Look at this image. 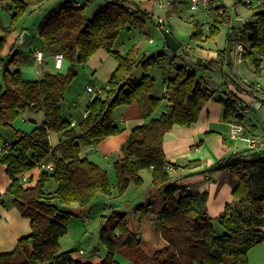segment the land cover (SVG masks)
<instances>
[{
    "label": "trees",
    "instance_id": "obj_1",
    "mask_svg": "<svg viewBox=\"0 0 264 264\" xmlns=\"http://www.w3.org/2000/svg\"><path fill=\"white\" fill-rule=\"evenodd\" d=\"M45 1L0 0V5L14 9L15 18L31 5L41 6ZM78 2L62 0L57 9L45 16L38 31L41 48L47 54L63 53L70 61L66 73H45L37 80H25L18 65L27 59L14 43L8 66L15 64L16 68L6 66L0 79V145L8 141L2 139L1 129L13 127L21 114L30 109H39L45 114L42 124H34L29 131L16 130L17 137L10 141L8 152L0 151V163L5 165L11 179L6 192L14 197L15 206L30 219L32 227V232L20 238L14 250L0 253V264H121L116 258L118 253L135 264H250V250L264 241V149L245 148L221 160L222 169L231 174L237 205L226 204L217 218L208 213V191L192 193L191 189H180L172 182L168 168L172 165L164 151L165 135L175 125L196 124L201 110L211 100L222 102L225 121L241 118L237 113V98L231 93L227 97L218 96L217 90L209 88L204 77L198 74L202 69L218 72L226 85L245 90L232 75V61L228 62L227 70L221 67L226 50L220 51L217 59L204 61L194 57L192 64L175 62L183 56L175 53L170 65L176 73L166 80L164 96L168 112L134 127L121 147V158L114 163L119 196L127 192L131 182L137 187L143 185V170L151 172L153 186L163 195L155 219L166 245L149 256L141 248V236L129 229L127 213L112 206L113 210L102 217L100 238L107 253L101 262H84L76 259L73 251L61 250L60 239L68 232L65 206L77 203L88 207L97 194L112 196L114 193L109 172L82 156V146H95L122 131L113 115L118 107L136 102L143 117L149 119L163 101L153 95L156 81L149 74L156 54L142 61L145 72L138 79L135 78L138 50L130 49L122 54L115 48L119 36L143 24L150 13L134 0H108L102 10L88 18L86 4L76 5ZM227 22V17H219L211 32L205 35L201 23L195 20L191 38L196 42L207 41ZM0 28L4 30L0 35L2 60L8 37L15 28L13 24L3 25L1 17ZM227 38L236 40V34L228 32ZM240 41L244 45L242 58L254 64L255 71L264 69V7L252 10V18L241 28ZM99 49L107 50L119 65L104 92L87 105L86 117L75 129L63 114L62 101L78 75V63H87ZM51 132L64 135L56 146L51 145ZM47 158L52 159L54 171L42 172L34 186L24 185L21 174ZM198 164L200 160H194L186 167ZM52 180L57 187L48 190Z\"/></svg>",
    "mask_w": 264,
    "mask_h": 264
},
{
    "label": "crops",
    "instance_id": "obj_2",
    "mask_svg": "<svg viewBox=\"0 0 264 264\" xmlns=\"http://www.w3.org/2000/svg\"><path fill=\"white\" fill-rule=\"evenodd\" d=\"M78 1H81L82 3V0H77V2ZM139 5L142 9L149 11L151 6L153 7V0L142 2ZM137 27L138 26H135L133 28L135 29ZM163 27L165 26H162V28ZM168 29L170 30V28ZM9 37L3 54H9V52L11 53L13 50L12 46L14 45L13 40L15 35L11 33ZM16 38L18 39V37ZM150 39L152 38H149L148 44L155 43L154 38L153 42H150ZM122 43L123 42H121V45ZM180 45H182L181 42ZM202 45L203 46L197 45L196 47L192 45L193 49L184 52L183 56L177 57L175 62L181 60L183 63L192 64V62L196 60L194 57L201 58L204 61L217 59L220 55V51H222L208 48L205 43H202ZM118 46L119 42L117 41L115 48L122 54H126L130 50L128 49L125 51L122 47L124 50L121 51ZM141 47L142 46H137V44L132 47V49L138 50V64L135 71V78L138 79H140L145 72L142 61L148 57V54L143 52L144 50L142 51ZM164 48L171 50L167 47L165 40ZM33 50L34 49H32V51ZM187 53H189V55H187ZM25 58L27 57L25 56ZM173 58V55H169L166 63L155 60L154 64L149 67V74L152 75L156 81L153 95L157 98L163 99L159 108L149 119L143 117L140 106L136 102L130 105L120 106L115 109L113 115L116 123L123 128L122 131L116 135H111L105 138L95 146H82L81 155L88 157L90 160L104 167L109 172L111 182L116 179V175L113 170L114 163L121 158V147L129 138L132 129L136 126L148 123L151 118H159L163 113L168 112V102L164 99V96L167 89L166 80L173 77L176 73L175 68L170 65ZM230 61L231 60L228 58L227 52H225V58H223V64L221 65L222 69H226L228 67V62ZM118 65V60L112 54L105 49H99L92 57L89 58L85 66L83 65L82 70H79L78 67H76L78 77L84 75L85 77L90 76L92 79V81L87 82L85 92H89L87 90L88 85H94L97 88L103 86L105 87ZM63 68L64 65L60 70L63 71ZM232 68L234 71V66H232ZM203 77L209 85H217L218 90L226 94L225 97L228 96V93H231L233 97L237 98L239 103L250 104L252 108H259L264 102L262 93L259 92V94L256 95L253 91H251V85L247 86L242 80H240L242 83L241 86L242 88L244 87L245 90H240L232 84L226 85L224 79L220 76V74H218V72L207 71V73L203 74ZM220 78L222 79V82L220 81ZM237 78H239V76ZM101 84L102 86H100ZM66 92L65 94L67 95ZM95 96L96 95L89 98L83 112L79 111L80 106L76 100L70 101V96H66L67 98L64 97L62 101L63 114L66 118L71 120V122L76 121V125H71L72 127L76 129L78 124L86 117L87 105ZM65 100H67L68 103L65 102ZM247 111L244 114L248 113ZM224 112L225 109L222 102L211 100L207 102L201 110L199 121L196 124L192 126L175 125L165 135L164 139V151L168 161L172 165L169 169L172 176V182L178 185L180 189L191 187L190 192L192 193L208 191V213L213 218H217L221 214L226 204L230 203L234 206L237 205L233 196V185L231 183L230 176L226 173L227 171L223 169H216V165L213 166V163L218 164L228 155L246 148L245 145L242 147L239 146V143H237L239 141H236V144L233 145L235 142H232L233 140L229 139V122L225 121ZM244 114L240 119L244 123L246 122L248 124V122L245 121L246 118ZM22 115L23 121H27L29 118L32 119L35 124H42L45 120V114L39 109L27 110ZM69 115L71 116L69 117ZM250 133L254 134L252 130ZM63 138V133H50L52 146H56L61 140H63ZM209 156L211 158H209ZM194 160H200V164L186 167L188 163ZM48 165H53L51 158H47L43 163L32 170L24 172V174L28 177V181L24 184L26 186L36 185L42 172L50 171L46 167ZM0 166H2L0 167V195L4 200V205L0 212V253H4L14 250L19 239L28 236L32 232V227L30 219L25 217L15 206L14 197L10 195V198L7 199L8 193L6 191L11 183V179L7 174V171L4 173V170H6L5 165L0 164ZM149 174H151L150 171ZM150 176L152 184V175ZM147 190V187L146 189H139L135 187V185L131 184L123 196L113 198L109 212L113 210L112 206H116L117 210L123 211L121 207L123 204H131V201L140 199L139 204H135L136 206L133 213L129 217L128 227L133 233H138V235L141 236L142 250H144L149 256H154L159 249L166 245V243L162 241L161 232L155 219L157 212L162 205L163 195L161 191L153 186V184L151 185V190L149 191L150 193H148ZM140 204L142 207L138 208V205ZM252 250L249 252L250 260L253 257L252 254H254L256 259L258 256H261L260 252ZM106 253L100 254L99 251H95L92 254H86L84 250L80 249L77 253L73 252L72 254L78 260L99 263L104 259Z\"/></svg>",
    "mask_w": 264,
    "mask_h": 264
},
{
    "label": "rangeland",
    "instance_id": "obj_3",
    "mask_svg": "<svg viewBox=\"0 0 264 264\" xmlns=\"http://www.w3.org/2000/svg\"><path fill=\"white\" fill-rule=\"evenodd\" d=\"M83 1L86 4V15L88 16V18H92L96 12L102 10L105 7V4L108 0H82V2ZM134 1L141 4L142 2L148 0ZM165 1L166 5L164 7H159L153 0V7L151 6V9L149 10L150 12L148 11L150 13V16L146 18L145 22L135 29L133 28L131 30L123 32L121 36H119L117 41L119 42L118 47L121 51L124 49L125 51L128 49H132V47L137 44V46H142L141 50H144L143 52L147 53L148 56L156 54L157 61L166 63L167 57L169 55L174 56L175 52L164 48V37L160 29L158 28L159 18L161 17L166 20L167 27L170 28V30L182 43V45H184V43L186 42H190L193 46L196 47L197 45L203 46L202 43H205L208 48H211L213 50H226L228 58L232 61L234 66V73H232V75L235 76L238 82L241 83L240 80L244 81L247 86L259 83L262 88L259 92L262 93V96L264 97V69L255 71L254 64H251L250 62L244 60V58L242 57L237 58L234 52L238 42L233 39L228 40L227 38V33L230 31L231 26H236V28L239 27L238 23L236 22L239 15L244 17L246 20H250L252 18V11L250 9L246 8L244 5H239L238 7L233 5V3L237 0H227L226 2L229 7L228 13L231 17L229 23L223 25L216 36L209 37L207 41L204 42H196V40L191 38V34L193 32V21L197 20L200 23H204V14L201 11L193 13L190 10L188 0H178L180 1L179 5L172 7L168 6L167 0ZM60 4H62V0H47L43 2L41 6L31 5L27 11L17 15V17L15 18H13L14 9H6L5 7L0 5V17L3 25L9 27L13 24L15 28L12 32V34L15 35L13 42L15 43L16 47L22 52V55L24 54L27 57V60L20 62L18 65L21 71V75L25 80L32 81L37 80L41 77V73H39L38 67L33 60L32 49L35 50L37 48H41V41L38 37L39 26L45 16L49 14L50 10L57 9ZM24 33H28L29 35L26 37L25 41L18 46L17 41L20 39L21 35H24ZM204 33L205 35L208 34L205 31ZM3 34L4 30L0 28V35ZM16 37H18V39ZM149 38H154L155 43L148 44ZM121 42H123L122 45ZM24 55L23 57H25ZM2 57V60H0V79L3 78L4 69L6 68V66H8L10 58H12V52H9V54L5 53L2 55ZM55 60V55L47 54L46 68L44 73L67 72L68 68L70 67V61L64 58V68L63 71H61L60 69L55 68ZM177 62L180 63L181 60H178ZM85 64L78 63L76 67H78L79 70H82L83 65L85 66ZM8 67L10 69H14L16 66L15 64H11ZM227 69L228 67L226 68V70ZM207 71L208 70L202 69L201 71H198V74L200 76H203V74L207 73ZM238 76L240 79L237 78ZM88 81H92L90 76L85 77L84 75H81L78 77L77 75V77H75L71 84L68 86L66 90L67 95L65 94L64 96L65 98H67L66 96H70V101L76 100L80 106V112L84 111L89 98L95 95L92 92H85L86 84ZM220 81L222 82V79ZM100 86H102V84ZM209 88L217 90L216 94L218 96H226V94L218 90L217 85H210ZM65 102L68 103L67 100H65ZM247 112L248 113L244 115L246 118L245 121H247L248 124L246 122L245 123L251 128L256 136L263 137L264 102L259 108L250 107ZM70 116L71 115H69V117ZM22 119L23 115L21 114V116H19L14 122L13 127H3L1 129L3 140L11 141L12 139H16V130L18 129L29 131L33 128L35 123L32 119L28 118L27 121H23ZM232 142H235L233 143V145L236 144V141L233 140ZM3 143L4 141H2L0 147L3 145ZM237 143H239L238 145L241 147L244 146L242 142ZM209 158L211 157L209 156ZM215 165L217 164L213 163V166ZM4 171V173H6V170ZM48 172L51 173L52 171ZM226 173L231 177V174L228 171ZM141 175L144 179L143 185L141 187H137L134 182H131V184L135 185V187L139 189H146L147 187V191L148 193H150L149 191L151 190L152 185L150 176L151 174H149L148 170H143ZM111 183L114 187V193L112 196L99 193L96 195V197L88 207H81L77 203H73V205L70 204V206L68 205L69 207L65 206L68 216V232L60 239V246L62 251L70 250L74 253H77L78 250L82 249L86 252V254H92L95 251H99L100 254H105L107 252V248L102 243L100 238L102 217L103 215L109 213L113 198L119 197L116 192V179H114ZM56 187L57 184L53 180L50 181L47 185L48 190H55ZM9 198L10 195L7 194V199ZM139 200L131 201V204L133 205L129 203L127 205L123 204L121 206L123 211L128 213L127 221H129V217L133 213L135 206L139 204ZM253 248V250H251L260 252L261 256H258L256 259L254 257V254H252L253 257L250 260V264H264V241ZM116 258L121 262V264H135L132 259L121 253H118L116 255Z\"/></svg>",
    "mask_w": 264,
    "mask_h": 264
},
{
    "label": "built area",
    "instance_id": "obj_4",
    "mask_svg": "<svg viewBox=\"0 0 264 264\" xmlns=\"http://www.w3.org/2000/svg\"><path fill=\"white\" fill-rule=\"evenodd\" d=\"M154 1L159 7H164L166 5L165 0H154ZM226 1L227 0H188V3L190 6V10L193 13L201 11L204 14L205 22L201 23L202 30L209 34L214 24L216 23V19H218L219 17H223V16L227 17L228 18L227 23H229L231 17L228 13L229 7ZM167 3H168V6L172 7V6L179 5L180 1L167 0ZM81 4H82L81 2L76 3V5H81ZM233 5L237 7L239 5H244L246 8L252 11L256 8L264 7V0H237L233 3ZM249 21L250 20L248 19L246 20L244 17L239 15V17L236 20L239 27L237 28L236 26L230 27L229 32H233L236 34V41L238 42L237 47L234 52L237 58L242 57L243 52H244V45L240 41V31H241V28ZM165 24H166L165 19L160 17L159 22H158V28L160 29V31H161L162 26H164ZM153 41H154L153 38L150 39V42H153ZM192 49H193L192 44L186 43L184 45H180L176 53L177 55L179 54L181 55L184 52L190 51ZM32 54H33V60L36 66L38 67V71L39 73H41V76H43L45 74L44 72L46 68L47 53L44 51V49L37 48L33 50ZM55 59H56L55 67L57 69H61L63 66L64 55L62 53H57L55 54ZM250 87H251V91H253V93H255L256 95H258L259 91L262 89L259 83L252 84ZM87 90L97 95V94L103 93L105 88L104 86L97 88L94 85H88ZM250 107H252L250 104L239 103L237 113L242 116ZM71 125L75 126L76 121H72ZM250 131H251V128L239 118H236L229 122V135H228L229 139L242 142L246 146V148L257 149V150L264 149V136L263 137L256 136L255 134H251ZM10 146H11V142L5 141L3 145L0 147V151L3 153H6L8 152V149L10 148ZM46 167L50 171H54V165H48ZM168 168L170 169V167ZM26 181H28V177L24 173L21 174V182L25 183ZM186 188L187 190H189L191 187H186ZM3 205H4V200L2 196L0 195V212H1Z\"/></svg>",
    "mask_w": 264,
    "mask_h": 264
},
{
    "label": "water",
    "instance_id": "obj_5",
    "mask_svg": "<svg viewBox=\"0 0 264 264\" xmlns=\"http://www.w3.org/2000/svg\"><path fill=\"white\" fill-rule=\"evenodd\" d=\"M161 33L163 34L165 43L167 45L168 48H170L172 51L177 52V50L180 47V42L178 41V39L173 35V33L167 28V27H163L161 28ZM28 33H24V35L20 37V39L17 41V45H21L26 37L28 36ZM224 166V162L221 161L216 165V169H222Z\"/></svg>",
    "mask_w": 264,
    "mask_h": 264
}]
</instances>
